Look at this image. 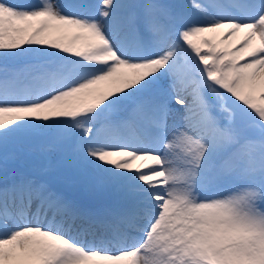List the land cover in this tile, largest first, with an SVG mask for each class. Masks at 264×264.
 Here are the masks:
<instances>
[{
	"label": "snow or ice",
	"instance_id": "1",
	"mask_svg": "<svg viewBox=\"0 0 264 264\" xmlns=\"http://www.w3.org/2000/svg\"><path fill=\"white\" fill-rule=\"evenodd\" d=\"M0 153V264H264V0H0Z\"/></svg>",
	"mask_w": 264,
	"mask_h": 264
},
{
	"label": "rangeland",
	"instance_id": "2",
	"mask_svg": "<svg viewBox=\"0 0 264 264\" xmlns=\"http://www.w3.org/2000/svg\"><path fill=\"white\" fill-rule=\"evenodd\" d=\"M29 2H37V0H29ZM183 2L188 3L190 2V0H183ZM240 35H242V38H243L244 33L241 32ZM169 83H171V78L169 79ZM182 92H183L182 88L179 85H177V93H174V94H180ZM172 106L174 108L179 107L175 103H173ZM0 163L4 165L2 153H0ZM135 163L139 164L141 162L137 161ZM4 168H5V165H4ZM7 168L9 172H11L14 169L15 170H30V171L36 172L37 174L47 175L50 178H52L54 181L60 180V177L58 175L59 166H58L57 154L54 152L49 153V154H43L40 152L38 148L33 149L32 153L28 155L14 157L10 154L8 162H7ZM3 178H4V173L0 175V181H2ZM97 196L99 195L92 197L89 200V202L97 198Z\"/></svg>",
	"mask_w": 264,
	"mask_h": 264
},
{
	"label": "bare ground",
	"instance_id": "3",
	"mask_svg": "<svg viewBox=\"0 0 264 264\" xmlns=\"http://www.w3.org/2000/svg\"><path fill=\"white\" fill-rule=\"evenodd\" d=\"M217 40L220 39V36L217 35L216 37ZM232 42H236L239 41L240 39H242V35H238L234 38H231ZM179 95H184V92L180 93ZM150 163V162H149ZM4 173V165L0 163V175H2ZM77 198L79 200V203L83 205L84 208H90L91 204L88 203L89 200L96 196V195H102L100 193H93V192H82V191H77L76 192ZM100 197V196H99ZM100 198H103L102 196ZM87 206V207H86Z\"/></svg>",
	"mask_w": 264,
	"mask_h": 264
}]
</instances>
